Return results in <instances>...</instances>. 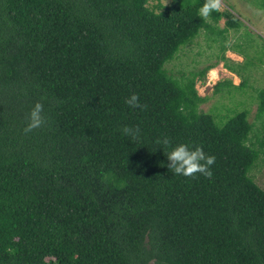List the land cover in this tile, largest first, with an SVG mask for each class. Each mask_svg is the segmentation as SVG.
Segmentation results:
<instances>
[{
    "label": "trees",
    "instance_id": "obj_1",
    "mask_svg": "<svg viewBox=\"0 0 264 264\" xmlns=\"http://www.w3.org/2000/svg\"><path fill=\"white\" fill-rule=\"evenodd\" d=\"M149 2L0 0V264H264V188L250 174L264 126L252 139L246 107L200 108L195 82L213 65L166 67L217 32L204 0ZM222 15L220 33L239 25L228 8L211 21ZM132 93L147 107L128 106ZM256 97L264 115V87ZM38 101L48 124L25 135ZM179 143L216 157L211 179L170 171Z\"/></svg>",
    "mask_w": 264,
    "mask_h": 264
},
{
    "label": "rangeland",
    "instance_id": "obj_2",
    "mask_svg": "<svg viewBox=\"0 0 264 264\" xmlns=\"http://www.w3.org/2000/svg\"><path fill=\"white\" fill-rule=\"evenodd\" d=\"M157 1L150 0L149 4ZM159 1L165 4L170 0ZM225 8L238 19L239 25L220 33L228 17L222 15L215 23L209 17L217 32L201 29L192 41L182 45L175 56L166 61V67L179 76L182 72L189 74L213 65L195 82L197 92L205 96L200 108L210 110L218 104L216 107L220 109L221 103V113L229 115L246 107L255 134L251 138L256 139L262 135L264 126V115H257L256 97L258 89L264 87V0H223L222 10ZM229 39L231 45L226 46L225 41ZM245 78L244 89L238 88L236 85ZM218 83L220 89L216 88ZM250 174L264 188V154Z\"/></svg>",
    "mask_w": 264,
    "mask_h": 264
},
{
    "label": "clouds",
    "instance_id": "obj_3",
    "mask_svg": "<svg viewBox=\"0 0 264 264\" xmlns=\"http://www.w3.org/2000/svg\"><path fill=\"white\" fill-rule=\"evenodd\" d=\"M222 8L223 0H204L203 5L198 9V13L206 21L213 12H220ZM225 45L230 46L231 40H226ZM125 103L131 108L147 107L140 103V98L137 93H132L125 100ZM26 119L27 124L23 129L25 135L48 124L49 118L45 115L43 103L36 102L31 107ZM121 132L123 135L135 140L139 137L141 129L139 126H124ZM156 143L171 146V141L166 137L163 140H157ZM165 154L169 161L168 168L174 175L195 178L199 174L208 179H211L213 176L211 168L215 164L216 157L206 153L202 145L179 143L171 147V150L165 152Z\"/></svg>",
    "mask_w": 264,
    "mask_h": 264
}]
</instances>
